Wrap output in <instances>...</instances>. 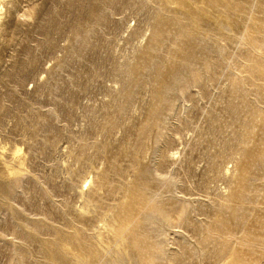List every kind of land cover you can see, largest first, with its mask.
Masks as SVG:
<instances>
[{
  "label": "rangeland",
  "instance_id": "obj_1",
  "mask_svg": "<svg viewBox=\"0 0 264 264\" xmlns=\"http://www.w3.org/2000/svg\"><path fill=\"white\" fill-rule=\"evenodd\" d=\"M0 264H264V0H0Z\"/></svg>",
  "mask_w": 264,
  "mask_h": 264
}]
</instances>
